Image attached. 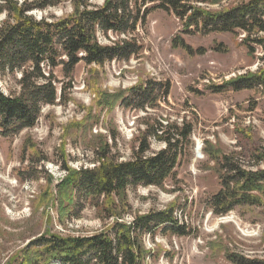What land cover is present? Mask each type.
Wrapping results in <instances>:
<instances>
[{"label": "rangeland", "instance_id": "obj_1", "mask_svg": "<svg viewBox=\"0 0 264 264\" xmlns=\"http://www.w3.org/2000/svg\"><path fill=\"white\" fill-rule=\"evenodd\" d=\"M81 1L89 9L104 3ZM237 1L203 8L218 10ZM158 4L159 0H139L135 7L131 0L132 15L139 13L135 30L122 35L98 33L103 45L132 40L136 52L127 60L101 65L81 61L68 76L60 67L55 69L63 101L44 106L33 127L0 136V264H20L23 257L30 264L36 248L28 249L31 256L25 249L43 233L88 236L105 229L112 219L101 217L96 201L80 208L71 194L58 193V184L67 168L130 160L150 119L185 121L192 132L190 145L183 148L173 174L161 186L138 185L127 191L130 214L125 220L172 207L186 231L176 235L158 228L146 234L143 264H233L229 254L264 258V200L259 206L239 204L215 215L209 200L220 181L207 154L209 149L246 168H264V86L222 88L239 75L256 72L260 53L248 54L242 32L185 30L172 12ZM72 5V0H59L32 14L37 19L62 18L72 12ZM3 18L0 14V22ZM147 80L169 84L166 102L146 112L119 102L120 95ZM12 87L10 77L0 80L3 91ZM148 143L147 155L164 147L153 138Z\"/></svg>", "mask_w": 264, "mask_h": 264}, {"label": "trees", "instance_id": "obj_2", "mask_svg": "<svg viewBox=\"0 0 264 264\" xmlns=\"http://www.w3.org/2000/svg\"><path fill=\"white\" fill-rule=\"evenodd\" d=\"M135 7L139 0H133ZM223 0H159L157 7L172 12L185 30L205 32H237L250 55L260 53L261 65L254 73L239 75L223 85L240 90L264 86V0H238L230 7L209 10L203 7ZM59 0H0V80L10 77L13 87L0 88V136L9 137L31 128L41 109L63 101L64 89L55 69L68 76L75 66L101 65L114 59L127 60L136 52L132 40L124 38L103 45L98 33L122 35L133 31L139 20L132 15L131 0H104L101 7L89 9L84 1L72 0V12L62 18L37 19L32 12L55 6ZM143 2V1H142ZM180 44L184 45L181 40ZM259 49V52H257ZM169 84L147 80L132 87L128 95L119 96L127 107L155 109L167 101ZM146 123L138 152L122 162H100L92 168L66 169L58 184V193L72 195L77 205L96 201L104 219H112L107 227L88 236H65L47 232L32 239L29 248H36L30 264H143L146 251L143 237L158 228L176 235L186 233L173 215L172 207L133 216L130 214L127 191L138 185L161 186L173 174L174 167L185 146L190 145L192 128L189 123L170 124L168 120L150 119ZM162 142L164 147L149 155V139ZM207 154L217 166L219 190L211 196L209 205L215 215H224L236 205L259 206L264 200V168H246L226 154ZM103 160V158H102ZM102 198V201H100ZM81 208V206H80ZM20 264H26L25 257ZM40 260V261H39ZM233 264H264V258L228 255Z\"/></svg>", "mask_w": 264, "mask_h": 264}]
</instances>
